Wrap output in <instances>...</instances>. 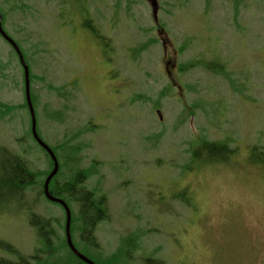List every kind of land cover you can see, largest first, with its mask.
I'll return each instance as SVG.
<instances>
[{"label": "rangeland", "instance_id": "obj_1", "mask_svg": "<svg viewBox=\"0 0 264 264\" xmlns=\"http://www.w3.org/2000/svg\"><path fill=\"white\" fill-rule=\"evenodd\" d=\"M157 2L155 19L148 0H0L31 66L57 182L82 169L85 186L107 197L100 248L79 247L101 264H264V163L251 149L264 146V0ZM25 96L0 35V144L39 171L31 208L0 215V238L30 255L41 246L31 210L52 219L57 244L66 216L41 191L51 159L32 136ZM205 137L236 151L192 160Z\"/></svg>", "mask_w": 264, "mask_h": 264}, {"label": "trees", "instance_id": "obj_2", "mask_svg": "<svg viewBox=\"0 0 264 264\" xmlns=\"http://www.w3.org/2000/svg\"><path fill=\"white\" fill-rule=\"evenodd\" d=\"M2 16L3 18L5 17L4 14H2ZM90 29L95 36L100 37L101 34L93 24L90 25ZM6 33L10 35L7 31ZM14 40L17 42L21 51L23 52L26 63H28L26 53L23 50L22 46L16 39ZM9 45L11 46L10 43ZM12 49L15 55L18 57V54L13 47ZM135 51L140 53L141 48L138 47L135 49ZM19 63L24 74V67L22 66L20 60ZM185 68V64L181 66L182 71H184ZM29 72V78L31 79L30 65ZM31 97L37 115L35 95L32 87ZM24 101V106L29 110L26 96ZM1 105L2 103L0 102V106ZM2 110L4 109L0 107V113ZM41 149H43L46 154L49 155L44 148L41 147ZM52 149L54 150L53 147ZM251 149L252 162L264 163V146L259 147L256 145ZM235 151L236 149L232 147L231 142L224 140H208L205 137V139L200 142V144L196 148H194V151L192 152V160H196V158H201L203 157V155H206L207 157L205 161L208 163L223 162L227 160L229 156H231ZM54 152L56 154L55 150ZM50 159L52 167L42 173L44 177L42 183L40 184L43 186L41 190L42 193H44V183L46 177L53 169V161L51 157ZM60 172L61 165L59 163V171L51 179L49 190L51 194L64 199L69 205L72 212L71 234L73 242L83 254L88 256L79 247V244L82 245L84 250L86 249V247H93L96 249L100 248V242L98 241V237L96 235V229L101 221L109 218L107 197L105 194L98 193L94 188L90 189L85 186V180L87 179V177L84 173V170L80 169L76 171L71 178H68L65 181L57 182L56 178ZM38 176L39 171L32 170L28 162L19 153H16L7 146L0 144V215L16 214L26 207L31 208L30 204L28 206L26 194L30 188H33L38 183ZM72 201H74L78 205L77 213H75L73 208H71ZM30 213V222L37 229V233L39 236L38 240L39 243H41V246L38 247L33 254L26 255L18 250V248L11 242L0 238V249L3 252L9 253L14 257L11 258L0 255V264H88L77 257L71 250L66 240V233L61 241V244L55 243L56 232L55 228L53 227V221L50 217L41 216L32 210ZM135 238V235L126 236L124 238V244L126 246H129V242L131 241V239H133V242L135 244ZM108 259L109 257L105 260L102 259V264H105L104 262L108 263ZM92 260L97 264H101L94 259ZM146 261L147 264L156 262L153 258H148L146 259Z\"/></svg>", "mask_w": 264, "mask_h": 264}, {"label": "water", "instance_id": "obj_3", "mask_svg": "<svg viewBox=\"0 0 264 264\" xmlns=\"http://www.w3.org/2000/svg\"><path fill=\"white\" fill-rule=\"evenodd\" d=\"M148 2L151 5L152 8V13L155 19H157V10H158V2L157 0H148ZM2 19L3 16L0 13V34L1 36L11 44V46L14 48V50L16 51V53L18 54L19 60L22 64V66L24 67V78H25V95H26V101H27V105L30 111V116H31V130H32V135L35 138V140L38 142V144L44 148L48 154L50 155V157L52 158L53 161V169L51 170V172L48 174V176L46 177L45 183H44V194L45 196L53 202L59 203L63 206V208L65 209L66 212V223H65V233H66V240L67 243L69 245V247L71 248V250L75 253V255L77 257H79L81 260L85 261L88 264H97L95 263L91 258H89L88 256H86L85 254H83L74 244L73 239H72V234H71V220H72V212L71 209L69 207V205L67 204V202L57 196H54L53 194H51L50 190H49V184L51 179L57 174V172L59 171V161L58 158L54 152V150L40 137L38 131H37V115H36V111H35V107L32 101V97H31V88H30V72H29V67L25 61L24 58V54L21 51L19 45L17 44V42L6 33L3 25H2ZM159 117L162 118V114L161 111H158Z\"/></svg>", "mask_w": 264, "mask_h": 264}]
</instances>
